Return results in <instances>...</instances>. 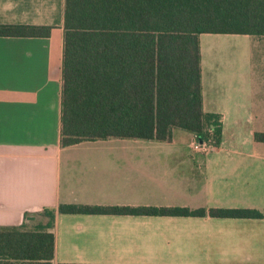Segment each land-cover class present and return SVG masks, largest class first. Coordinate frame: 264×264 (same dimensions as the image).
Listing matches in <instances>:
<instances>
[{
  "label": "crops",
  "instance_id": "0c3cea01",
  "mask_svg": "<svg viewBox=\"0 0 264 264\" xmlns=\"http://www.w3.org/2000/svg\"><path fill=\"white\" fill-rule=\"evenodd\" d=\"M64 11L65 0H0V24L52 28L0 37V226L60 204L264 211V61L239 38L256 36L200 37L204 110L223 125L208 154L176 130L170 143L63 148ZM53 232V264L264 262V219L57 214Z\"/></svg>",
  "mask_w": 264,
  "mask_h": 264
},
{
  "label": "trees",
  "instance_id": "16d2710c",
  "mask_svg": "<svg viewBox=\"0 0 264 264\" xmlns=\"http://www.w3.org/2000/svg\"><path fill=\"white\" fill-rule=\"evenodd\" d=\"M47 26L0 24V37L44 38ZM202 34L264 37V0H65L61 146L146 140L181 129L214 147L222 120L203 102ZM264 143V133L256 132ZM46 224L0 226V264H53L59 215L264 219L256 209L60 204ZM77 264V263H59Z\"/></svg>",
  "mask_w": 264,
  "mask_h": 264
},
{
  "label": "rangeland",
  "instance_id": "374dc122",
  "mask_svg": "<svg viewBox=\"0 0 264 264\" xmlns=\"http://www.w3.org/2000/svg\"><path fill=\"white\" fill-rule=\"evenodd\" d=\"M241 38L242 41H245L249 44L250 46V50L253 56V60L254 63L256 64H260L259 62L264 61V41H258L257 37H239ZM255 72L258 70V68H254ZM264 71V70H262ZM176 132H178L177 134H183V140L184 141H190L191 139V145L193 143V141L195 139H193V137L191 136L192 134H190L189 132H186L184 130L181 129H176ZM190 134V135H189ZM185 136H189L188 138ZM180 136L176 135L175 139H178ZM178 207V206H175ZM49 221V217L47 215H45V213L42 211L41 213L38 214H34L32 215L31 218H29L28 220V228L29 229H34L35 227H37L39 224H46ZM183 263V262H182ZM201 264H203V262H200ZM210 264H223V262H208ZM244 264H264V262H244Z\"/></svg>",
  "mask_w": 264,
  "mask_h": 264
},
{
  "label": "built area",
  "instance_id": "2783aa9c",
  "mask_svg": "<svg viewBox=\"0 0 264 264\" xmlns=\"http://www.w3.org/2000/svg\"><path fill=\"white\" fill-rule=\"evenodd\" d=\"M192 149L195 152L203 153V154H208L211 152L215 147L210 145L209 143L206 142H200L196 137L195 140L193 141L191 145Z\"/></svg>",
  "mask_w": 264,
  "mask_h": 264
}]
</instances>
